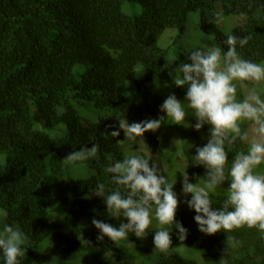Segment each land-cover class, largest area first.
<instances>
[{
    "label": "trees",
    "instance_id": "16d2710c",
    "mask_svg": "<svg viewBox=\"0 0 264 264\" xmlns=\"http://www.w3.org/2000/svg\"><path fill=\"white\" fill-rule=\"evenodd\" d=\"M214 1L223 17L239 21L228 35L252 37L247 45H237L241 57L263 64L264 0ZM126 2L141 7V15L125 13ZM192 13L199 14L205 33L221 36L226 52L228 35L211 22L215 17L207 0H0V221L17 224L27 237L21 264H70L80 251L99 264H147L152 258L154 264H221V259L226 264H264V233L246 226L202 233L195 211L185 210L178 197L175 221L187 229L181 251L174 248L175 225L168 252L156 254L143 247L139 255H131L107 237L98 240L99 230L92 224L93 219L101 221L99 215H107L113 227L127 223L107 214L94 189L103 183L105 195L114 191L118 186L107 168L130 156L132 149L144 155L130 140L117 144L125 139L117 117L130 125L163 113L166 90L179 73L170 75L163 67L168 51L159 49L158 42L167 29L183 31ZM185 62L190 61L177 59L173 67ZM127 86L132 87L129 94ZM74 103L105 113L92 121ZM115 130L118 137H105ZM209 132L207 124L199 131L191 127L195 155L208 142ZM147 136V148L163 153L160 139ZM94 144L99 145L97 157L64 161L73 151ZM245 147L226 146L229 164ZM188 167L191 183L203 184L207 169ZM83 170L88 176L81 175ZM169 182L177 195L179 181ZM222 186L228 188L229 181ZM210 196L212 209L221 208L225 196ZM54 205L61 213L55 220L50 216ZM0 264H5L2 252Z\"/></svg>",
    "mask_w": 264,
    "mask_h": 264
},
{
    "label": "clouds",
    "instance_id": "9594fccd",
    "mask_svg": "<svg viewBox=\"0 0 264 264\" xmlns=\"http://www.w3.org/2000/svg\"><path fill=\"white\" fill-rule=\"evenodd\" d=\"M213 23H220L222 12L214 13ZM251 35L237 37L228 35L224 44L227 51L220 47H210L206 51L195 50L188 60L179 67H173L175 60L166 59L163 66L179 75L173 79L177 87L187 86L184 103L174 94L169 95L160 106L174 124H184L185 117L192 113L197 122L192 125L199 131L205 124L210 125L209 139L206 145L196 148L192 157L194 165H203L207 169L203 186L189 182L186 171L183 174L182 192L191 199L186 200L188 207L196 213L194 220L199 231L214 235L223 230L232 232L247 227L256 228L264 233V172L257 169L264 164V98L259 85L264 82V64L243 59L237 51V45L243 47L251 40ZM244 90L242 99L237 97V86ZM118 129L123 130L125 139L118 140L123 145L125 140H136L146 132L155 133L165 120L149 119L133 122L117 117ZM106 133L105 137H118L120 131ZM143 141V139H142ZM246 147L236 151L229 164L226 146ZM98 144L82 147L79 151L68 154L64 161L75 163L97 157ZM145 155L132 154L122 161H116L107 168L112 174L111 181L118 186L105 195V185L98 183L94 194L102 197L107 214L114 218H125L118 227L93 219L92 224L99 230L98 240L107 237L119 247L120 241L128 240L129 233L137 238H145L147 230L153 228L156 221L153 243L155 251L166 253L171 247L169 232L175 225L177 238L183 244L187 229L175 221L178 199L173 191V183L166 169L153 161L150 166ZM227 166V170H226ZM230 186L221 208L213 210L210 192L216 191L225 181ZM26 235L19 229L5 225L0 232V252L5 264H21L20 257L25 253ZM228 251V250H227ZM221 264L226 261L221 259Z\"/></svg>",
    "mask_w": 264,
    "mask_h": 264
},
{
    "label": "rangeland",
    "instance_id": "374dc122",
    "mask_svg": "<svg viewBox=\"0 0 264 264\" xmlns=\"http://www.w3.org/2000/svg\"><path fill=\"white\" fill-rule=\"evenodd\" d=\"M208 6L210 9H212L213 13L220 12L219 5L214 0H207ZM123 11L127 14H135V15H141L142 8L141 7H133L128 2H126L123 6ZM215 17V16H214ZM199 14L198 13H192L187 18V22L185 25V29L183 31L178 30H172L167 29L162 37L160 38L158 42L159 49H165L168 51L166 55V59L172 58L174 60H185L188 59V55L196 49H203L207 50L210 47H220L223 50L222 46V38L221 36H217L216 34H208L205 33L199 26ZM239 24V21L234 16L229 17H223L222 21L217 24L218 28L220 29V32L226 36L231 33V31L237 27ZM165 59V61H166ZM167 62V61H166ZM264 64V63H263ZM137 73H139V69L137 70ZM259 91L261 93L262 98H264V82H262L259 85ZM126 92L129 94L132 92V87L127 86ZM187 92V86L184 87H177L174 83L168 86L166 93H165V99L171 95L174 94L178 100H180L182 103L186 102ZM244 95V90L240 89L239 85L237 86V97L238 99H242ZM75 107L82 111L90 120L97 121L100 117L104 115V111L94 109L91 105L89 106H82V103H74ZM161 116L165 117L164 122L162 123L161 127L155 132H147L144 133L142 139L137 138L136 140L131 142L134 143V148L138 153H142L145 156L151 158L153 161H158V163L163 166L166 169L167 173H162L169 178H172L174 180H178L179 186L177 190V197L182 201L185 210L190 211L191 209L188 207L186 200L191 199V194H188L187 196L183 194L182 192V185H183V174L181 171H185L186 168H189L188 166H192L196 168L198 165H194L192 163V157L195 156V141L191 137V127L193 122L196 120L195 116L189 112V114L185 117V123L184 124H174V122L171 119H168L166 116V113H162L160 116L154 119H159ZM172 122V123H171ZM154 134L157 136L163 147L164 152L161 154H154L152 151H150L147 148V142H148V134ZM133 151V149H132ZM128 152L130 155L135 154V152ZM259 172H264V164H261L259 168L257 169ZM81 175L88 176V172L86 170H83ZM178 177V179L176 178ZM189 177V176H188ZM189 182L190 178H189ZM199 184V182H196ZM204 184V183H203ZM201 184L200 186H203ZM226 186L219 187L216 191L210 192V194L214 195H222L226 196ZM54 205L50 209V216L53 220L55 218H58L61 216V213L59 212V206ZM102 219V222L107 223L106 218L107 215H99ZM5 225H9L5 218H3L2 221H0V232L3 231V228ZM12 226L14 229H19L17 224L9 225ZM153 228H150L147 230V236L143 239L137 238L136 236L128 237V240L120 241V245H122L123 249H125L126 253L131 255H139L144 248L143 247H151V251L156 254H161V252L155 251V246L153 243V237L155 235L156 229V221L153 220ZM20 230V229H19ZM174 232L173 235V242H174V248H177L178 251H181V242L177 238L178 229L172 230ZM170 231L169 233L172 234ZM190 235V233H189ZM27 246V239L25 242V245L22 246L25 252H28L26 250ZM42 249H44L46 252H48L49 248L46 244L43 245ZM203 258V257H202ZM156 261L155 258H152L148 261L147 264H154ZM43 263V262H42ZM70 264H99L96 260L90 258L87 256V254L83 251L76 252L72 255Z\"/></svg>",
    "mask_w": 264,
    "mask_h": 264
}]
</instances>
